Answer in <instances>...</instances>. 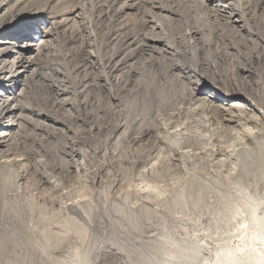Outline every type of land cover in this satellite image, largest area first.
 Here are the masks:
<instances>
[{"label":"rangeland","instance_id":"1","mask_svg":"<svg viewBox=\"0 0 264 264\" xmlns=\"http://www.w3.org/2000/svg\"><path fill=\"white\" fill-rule=\"evenodd\" d=\"M0 7V264L242 257L237 210L264 213V176L237 159L264 144V0Z\"/></svg>","mask_w":264,"mask_h":264},{"label":"bare ground","instance_id":"2","mask_svg":"<svg viewBox=\"0 0 264 264\" xmlns=\"http://www.w3.org/2000/svg\"><path fill=\"white\" fill-rule=\"evenodd\" d=\"M162 2H164V1H162ZM160 7H161V9H165V8H162V5ZM1 9H2V7H0V10ZM165 11H166V9H165ZM233 17L234 16H231V19ZM238 17L239 16L237 14V17H235V19L233 21L234 22H237L238 21L237 20ZM153 22H154V20H153ZM145 39H147V38H145ZM154 39H156V38L154 37ZM154 39H152V40H154ZM158 39L159 38H157V40ZM159 40H161V39H159ZM1 43H3V42H1ZM8 53H9V51H8ZM4 54H5V51H3L2 49H0V58ZM0 60H2V59H0ZM3 62H4V60H3ZM9 73H10L9 80L12 81L17 76L16 75V72H14V70L11 71V69H10L9 70ZM193 91L195 93L197 91H201V89L196 87V88H193ZM229 94L227 93V97H224V96H222L220 94L218 95V94H216V93H214V92L211 91L205 97L204 100L207 103L208 102L211 103V102H215V101L219 102L216 105L217 109L219 108L221 112L223 111L224 113H226L228 108L227 107L224 108L223 107V103H221V101L228 100V98L231 97V95H229ZM242 98H244L242 95H237L236 94V96H235V99H242ZM4 102H5V100L2 103H4ZM219 105H222V106H219ZM233 105H231L230 107H232ZM236 105L237 104H235V106ZM6 111H7L6 109H4V110L1 109V111H0V148H1L0 149V157L7 156L8 152H9L7 145L4 143L5 141L3 140L5 134H3V132H1V130L5 129L6 127H9L11 125L10 123L7 124L3 120ZM173 138H175V137H173ZM177 139H172V140L169 141V143L171 144V146L177 144ZM257 145H258V151H257L255 157H252L251 153H249L247 150H244V148H242V149L240 148L238 150V152H237V159L239 160V166H240V168L243 171H247L251 167H253V168L257 169L258 172L260 174H263V176H264V144H262L261 142H258L257 141ZM257 161H260L261 163H258ZM193 186H194V188H192V190L195 192L196 199L198 201H200L202 199V194H199L198 192H202V189H204L205 185L200 184V183H197L196 181H192L190 187H193ZM184 193L185 192H183L182 190L178 191L175 194V200L177 202L183 200V196L186 195V193L185 194ZM72 209L73 210H77L76 207H72ZM257 210H258V206H256V204H253V205H244L241 209L238 208L237 212L238 211L245 212V217H246L244 220L241 221V223L239 225V228H242V232L245 229L250 230V233H251V243H250L249 246H247V250H246V252L243 253L242 257H221L219 259L220 262H221V264H264V213L257 214L256 213ZM262 211H264V210H262ZM233 213H234V211H232V214H230L231 215V218L233 216ZM255 241H259L260 242V247H256L257 243ZM192 253H193L194 257H185V256H183V257L186 258V259H188V260H191L193 262H196L197 257H196V252L195 251L189 253L187 256H190ZM260 255H262V256L261 257H258Z\"/></svg>","mask_w":264,"mask_h":264}]
</instances>
